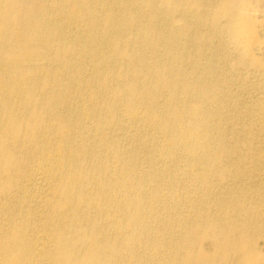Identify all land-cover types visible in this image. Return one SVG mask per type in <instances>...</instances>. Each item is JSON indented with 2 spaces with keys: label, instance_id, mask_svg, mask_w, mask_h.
I'll list each match as a JSON object with an SVG mask.
<instances>
[{
  "label": "bare ground",
  "instance_id": "bare-ground-1",
  "mask_svg": "<svg viewBox=\"0 0 264 264\" xmlns=\"http://www.w3.org/2000/svg\"><path fill=\"white\" fill-rule=\"evenodd\" d=\"M254 0H0V264H264Z\"/></svg>",
  "mask_w": 264,
  "mask_h": 264
},
{
  "label": "rangeland",
  "instance_id": "rangeland-1",
  "mask_svg": "<svg viewBox=\"0 0 264 264\" xmlns=\"http://www.w3.org/2000/svg\"><path fill=\"white\" fill-rule=\"evenodd\" d=\"M260 10V16H262V18H264V0H254ZM260 34L262 35V37L264 38V28L260 31Z\"/></svg>",
  "mask_w": 264,
  "mask_h": 264
}]
</instances>
